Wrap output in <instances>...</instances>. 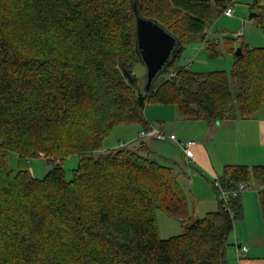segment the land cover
I'll list each match as a JSON object with an SVG mask.
<instances>
[{
	"label": "trees",
	"instance_id": "obj_1",
	"mask_svg": "<svg viewBox=\"0 0 264 264\" xmlns=\"http://www.w3.org/2000/svg\"><path fill=\"white\" fill-rule=\"evenodd\" d=\"M261 1L253 18L264 32ZM231 5L0 0V264H228L229 238L244 216L239 185L260 184L264 217V165L225 166L213 178L217 209L197 218L172 167L144 155V142L106 150L103 143L117 126L150 129L148 104L175 106L184 119L208 125L250 119L264 107V48L242 45L236 56L230 40V72L171 71ZM138 17L177 41L162 71L168 79L148 93L134 73L142 63ZM206 43L221 56L218 44ZM41 155L52 167L37 179L28 163ZM72 156L78 164L67 180L62 162ZM216 183L228 193L226 204ZM157 211L176 219L181 234L161 239Z\"/></svg>",
	"mask_w": 264,
	"mask_h": 264
},
{
	"label": "rangeland",
	"instance_id": "obj_2",
	"mask_svg": "<svg viewBox=\"0 0 264 264\" xmlns=\"http://www.w3.org/2000/svg\"><path fill=\"white\" fill-rule=\"evenodd\" d=\"M254 1L255 0H232V17H227L223 13L216 17L206 31L205 41L201 42L197 40L186 45L181 57L176 61L171 71L179 67H187L189 70L196 73H209L215 71L230 72L233 66V54L229 52L226 47V41L228 42L230 40L234 41V51L242 45L247 46L249 49L264 48V32L258 27L254 18L249 19L251 14L257 15L258 12V9L253 7ZM260 5L264 6V0L261 1ZM239 34L240 36L238 37ZM206 42L218 44L222 50L221 56L212 55L207 49L208 43ZM134 73L139 89L145 92V65L138 63L134 68ZM168 77V73H159L153 80L151 88L168 79ZM258 114L263 115L264 109H261ZM145 115L151 124L158 130L170 131L168 129L171 124L174 123L172 128H175L176 132L183 136V141L192 140L195 142H202L213 156L221 157L225 155V157H227V155H231V157H234L235 154L239 159V163L234 165L247 167L256 165L254 162L253 164H242L244 162L248 163L247 158L250 154L246 156L248 154L245 149L246 147H241V149L236 150V146H232L231 144L232 141L223 137V133H221L222 129H220L221 127L215 134L214 139L206 142L205 138L200 136L201 133L198 127L203 126L204 128H208L209 125L204 121L184 119L175 106L148 104L145 109ZM220 124L221 123H216L215 126L217 127ZM235 130L237 131L236 128ZM141 131L143 130L136 125L117 126L104 140L103 150L120 148L121 146H132L140 140L146 143L149 142L150 152L148 154L145 152L144 155H149L151 159H155L161 165L172 167L174 174L178 177L188 196V206L195 217L202 218L206 213L215 211L217 209V201L215 196L216 192L213 187V179H209V181V175L204 172L200 166L186 160L180 150L170 143L160 142L156 139H140ZM122 143L124 144L121 145ZM254 151L251 153L256 154V152H258L257 149H254ZM258 163L260 164L257 165H264V161ZM8 164L9 168L13 171L17 170V158L14 154L9 155ZM77 164L78 158L74 156L63 160L62 166L67 180L71 179L72 170ZM28 165L31 175L37 179H42L46 172L52 167V165L44 159L43 155L38 158L30 159ZM220 173L221 172H218L219 175ZM260 188L261 186L257 182H252L248 186H245L241 195L244 216L237 222H262L256 218L253 211V206L257 204V192ZM209 199H211V203L208 201ZM156 220L158 234L161 239H168L181 234L182 227L176 219L167 216L161 211H157Z\"/></svg>",
	"mask_w": 264,
	"mask_h": 264
},
{
	"label": "crops",
	"instance_id": "obj_3",
	"mask_svg": "<svg viewBox=\"0 0 264 264\" xmlns=\"http://www.w3.org/2000/svg\"><path fill=\"white\" fill-rule=\"evenodd\" d=\"M261 109H264V107ZM260 110L255 114V116L250 119L223 122L217 127L215 126V124L209 125L208 128L199 126L198 128L201 133L200 136H202V138H205L206 142L209 140L211 141L214 139L215 134L221 127L220 129H222L221 133H223V137H226V139L232 141L231 144L232 146H236V150L241 149V147H246L245 149L248 152L246 156L250 154V156H248L247 158L248 163L244 162L242 164H253L254 162V164H256L255 166H257V164H260L258 162L264 161V114H258ZM145 117L150 127L157 129L147 119L146 115ZM173 124H171L170 128L168 129L170 131L161 129L159 130L166 134H175L177 139L183 140V136L178 134L175 128H172ZM235 128L237 129V131L235 130ZM142 139L149 140L153 138ZM140 141L143 142L142 140ZM167 143L175 146V144L171 142ZM196 143L197 145L192 148L193 160L191 162H194L197 166H200L202 170L209 175L208 180L219 177L222 174V170L225 166L239 163V159L235 154L234 157H231V155H227V157H225V155L216 157L215 155L213 156L210 154V151L207 149L204 143ZM149 144V142H144L147 154L150 152ZM135 145H138V141L133 144V146ZM254 149L258 150L256 154L251 153L252 151H254ZM218 172H221L220 175L218 174ZM208 201L211 203V199H209ZM256 201L257 206H253L254 215L259 221L262 222L243 221L235 223L234 232L229 238V245L226 249V258L228 264H264V217L262 216L258 202V192ZM237 245L245 246L247 250L245 252L237 254Z\"/></svg>",
	"mask_w": 264,
	"mask_h": 264
},
{
	"label": "water",
	"instance_id": "obj_4",
	"mask_svg": "<svg viewBox=\"0 0 264 264\" xmlns=\"http://www.w3.org/2000/svg\"><path fill=\"white\" fill-rule=\"evenodd\" d=\"M255 16L256 14H251L249 19ZM136 39L139 56L146 67L144 91L148 93L155 77L168 65L176 49L177 41L157 23L141 17L136 19ZM235 55H241L240 48L236 49Z\"/></svg>",
	"mask_w": 264,
	"mask_h": 264
},
{
	"label": "built area",
	"instance_id": "obj_5",
	"mask_svg": "<svg viewBox=\"0 0 264 264\" xmlns=\"http://www.w3.org/2000/svg\"><path fill=\"white\" fill-rule=\"evenodd\" d=\"M223 14L227 17H232V10L231 8H227ZM240 34L238 35V37ZM140 138H153L156 139L157 141L161 142H171L175 144V146L180 150V152L184 155L186 160L192 161L193 160V153H192V148L197 145L195 141L188 140V141H183L179 140L176 138L174 134H166L163 133L155 128H150L148 130H143L140 132ZM123 145V144H121ZM215 186L220 190L219 194V199L226 204L228 201V193L225 192L218 183L215 184ZM244 191V186L241 184L238 186L237 193ZM247 248L245 246H237V254H240L241 252H245Z\"/></svg>",
	"mask_w": 264,
	"mask_h": 264
}]
</instances>
